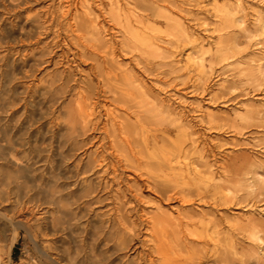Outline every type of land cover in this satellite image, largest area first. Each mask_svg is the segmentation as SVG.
<instances>
[{
    "label": "bare ground",
    "instance_id": "bare-ground-1",
    "mask_svg": "<svg viewBox=\"0 0 264 264\" xmlns=\"http://www.w3.org/2000/svg\"><path fill=\"white\" fill-rule=\"evenodd\" d=\"M47 1L42 11L32 12L42 0H0V262L3 254L10 256L23 233L32 247L30 264H201V250L206 254L212 240L205 219L198 221L201 230H190L197 223L189 216L156 213L148 219L143 212L133 213L129 205H138L139 182L122 190L123 171L132 170L146 180L160 199L184 205L192 201V188L201 198L208 194L216 203L233 202V187H223L228 194L222 196V187H203L200 172L188 163L180 166L188 149L182 143L172 146L164 136L172 130L168 126L152 134L146 130V119L153 121L158 107L170 113L164 102L136 114L134 122L115 113L111 106L140 113L150 104L136 102L149 90L144 83H92L111 79L114 67L108 64L109 56L120 65L116 59L121 53L132 54L144 72L166 64L174 54L170 37L176 36L171 32V12L143 13L122 0H96V5L94 0H59L57 7L55 0ZM78 6L81 16L73 13ZM105 21L122 34L119 49L112 41L102 42V35L111 31ZM256 21V32L264 33V19ZM32 45L39 46L36 53L30 51ZM221 52L216 60L230 59ZM12 53L22 56L18 63L8 57ZM204 55L188 54V67L204 69ZM87 61L93 62L91 79L80 82L72 67ZM260 61L258 73L264 77V57ZM50 68L52 75L42 88L17 89L16 83H26ZM248 118L241 119L235 131L248 129ZM209 121V129H217ZM159 142L162 147L156 149ZM152 148L155 152L142 156ZM203 166L206 172L211 168ZM245 169L243 161L226 167L237 175ZM96 209L103 210L94 215ZM142 231L151 236L149 244L139 240ZM189 238L193 246L187 243ZM41 242L46 246L41 248ZM133 247V253L144 249L136 253V262L119 258L118 253ZM226 261V256L216 255L213 262Z\"/></svg>",
    "mask_w": 264,
    "mask_h": 264
},
{
    "label": "rangeland",
    "instance_id": "rangeland-1",
    "mask_svg": "<svg viewBox=\"0 0 264 264\" xmlns=\"http://www.w3.org/2000/svg\"><path fill=\"white\" fill-rule=\"evenodd\" d=\"M95 1L93 5H96ZM122 1L137 6L138 11L142 12L146 9L145 13L148 12L147 9L154 15L165 13L166 10L171 12L174 19L171 22L174 28L171 32L176 36L170 37L174 45L168 48L174 54L165 60L166 64L157 65L148 72H144L141 66L137 65L136 57L132 54L121 53L119 59H116L120 65L111 62L109 56L108 64L114 67L111 79H104L102 82L94 79L93 85L133 83L137 86L138 83H144L149 88L148 94L146 92L136 102L150 104H145L139 109L140 113L133 109L123 111L120 105L111 106L115 108V113L129 122H134L136 114L143 115V111H147L158 102H164L170 113L162 112L157 105L160 111H155L153 121L146 119V130L152 134L155 130L168 126L172 131L164 136L172 140L171 142L175 144L171 143L172 146L182 143L188 149L187 158L182 160L180 166L188 163L192 165L191 168L200 172L198 176L201 177L203 187L209 189L213 186L222 187L219 189L222 196L228 194L223 187L229 185L233 187L236 196L233 202L216 203L208 194L205 198H201L198 190L192 188V201L188 205L182 204L179 200L166 201L147 188L146 180L134 171L124 170L122 190L133 187L137 180L140 183H138L140 191L137 195L139 200L136 202L138 205L133 207L135 203H131L129 210H134L133 213L137 210L139 213L143 212L148 219L156 213H166L172 218L189 216L197 223L189 226L190 230H195L194 227L196 230H201L198 221L204 218L206 231L212 240L206 238L210 242L208 241L209 246L204 251L206 254L201 250V264H261L264 261V194L260 195L264 191V77L258 73V68L262 64L260 59L264 57V33L256 32L255 29L258 25L257 18L264 19V0ZM49 3L50 1L42 0L33 7L32 12L42 11ZM54 4L57 7L59 0H55ZM75 10L73 9V13L81 16L83 9L78 6ZM106 21L104 23L106 30H111L113 27ZM118 31L113 29L108 35L104 33L102 42L112 41L119 49L123 37ZM178 39L182 42H177ZM38 48V45L29 46L30 51L34 53ZM19 49L28 48L20 46ZM218 51L226 53L230 59L219 62L216 60ZM201 52H205L206 67L202 70L194 66L188 67L187 55L197 57ZM8 57L15 63L22 58L14 53L9 54ZM92 66L93 62L87 61L77 65V68L75 66L72 68L75 69V74L81 82L91 79L89 75ZM62 69L60 68L59 71ZM49 70L46 69L45 73L41 71L26 83H16L17 89L22 91L23 85L31 86L32 89L42 88V82L52 75L53 69ZM115 74H118V80H115ZM196 78L199 80H195ZM165 83L174 84L167 87ZM243 118L249 119V127L238 133L235 131V126L242 124ZM209 120L212 124H216L217 129H209ZM161 147L162 143L159 142L156 149ZM153 152H155L153 148L149 149L144 151L142 156L148 157ZM242 161L246 162V169L240 175L226 170L229 165L236 164L237 167ZM205 164L211 166L208 172L203 166ZM200 192L205 190L201 189ZM102 210L96 209L94 215H98ZM94 215L92 217H95ZM134 218L135 214H131L130 220ZM140 234L139 240L149 244L151 236L144 231ZM255 234L260 237V241L255 239L253 236ZM191 241V238L187 239L189 246H193ZM43 245L46 246L41 242V248ZM14 246L10 256L3 254L0 264H30L32 261L29 254L32 253V250L30 251L32 247L26 243L23 233ZM1 250H6L4 244H1ZM141 250L144 249H137V252ZM133 252L134 247L131 250H124L118 253L119 258L127 262H136L137 252ZM216 255L226 256L227 261L213 262Z\"/></svg>",
    "mask_w": 264,
    "mask_h": 264
}]
</instances>
